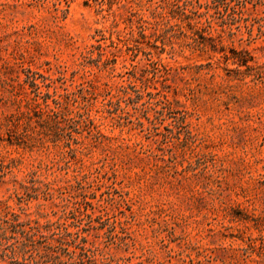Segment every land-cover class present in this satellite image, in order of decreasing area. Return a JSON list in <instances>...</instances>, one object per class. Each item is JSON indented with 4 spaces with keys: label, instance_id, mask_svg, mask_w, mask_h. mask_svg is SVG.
Segmentation results:
<instances>
[{
    "label": "rangeland",
    "instance_id": "374dc122",
    "mask_svg": "<svg viewBox=\"0 0 264 264\" xmlns=\"http://www.w3.org/2000/svg\"><path fill=\"white\" fill-rule=\"evenodd\" d=\"M35 260L264 264V0H0V264Z\"/></svg>",
    "mask_w": 264,
    "mask_h": 264
},
{
    "label": "trees",
    "instance_id": "16d2710c",
    "mask_svg": "<svg viewBox=\"0 0 264 264\" xmlns=\"http://www.w3.org/2000/svg\"><path fill=\"white\" fill-rule=\"evenodd\" d=\"M51 111L54 112L55 114L57 113V111H55V110H53V109H51ZM56 258H57V256H56ZM31 264H40V263H39L38 260H35V261H34L33 263H31Z\"/></svg>",
    "mask_w": 264,
    "mask_h": 264
}]
</instances>
